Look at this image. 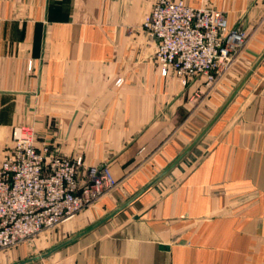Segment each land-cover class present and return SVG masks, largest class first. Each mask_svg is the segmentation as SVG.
I'll use <instances>...</instances> for the list:
<instances>
[{"label":"crops","instance_id":"0c3cea01","mask_svg":"<svg viewBox=\"0 0 264 264\" xmlns=\"http://www.w3.org/2000/svg\"><path fill=\"white\" fill-rule=\"evenodd\" d=\"M157 1L0 0V166L13 129L32 127L38 149L82 159V179L119 182L63 228L82 237L29 264H264V0H173L248 38L210 87L156 65Z\"/></svg>","mask_w":264,"mask_h":264},{"label":"built area","instance_id":"2783aa9c","mask_svg":"<svg viewBox=\"0 0 264 264\" xmlns=\"http://www.w3.org/2000/svg\"><path fill=\"white\" fill-rule=\"evenodd\" d=\"M144 28L158 43L156 65L184 86L199 78L215 86L248 43L244 31L229 27L224 12L184 1L158 0ZM82 167V159L53 154L49 145L38 149L34 128L13 129L0 166V252L93 207L119 186L107 168H90L82 179Z\"/></svg>","mask_w":264,"mask_h":264},{"label":"rangeland","instance_id":"374dc122","mask_svg":"<svg viewBox=\"0 0 264 264\" xmlns=\"http://www.w3.org/2000/svg\"><path fill=\"white\" fill-rule=\"evenodd\" d=\"M107 196L102 198L93 207L76 214L74 217L64 221L63 223L56 226L55 228H51V229H47V230L43 231L36 238L31 239V240L23 243L22 245H19L15 248H12V249L5 251V252H0V255L6 254V255H12V257H15L14 254L15 253L17 254L19 251L21 253L19 258H16V260L14 262H12L11 264H21L25 261L32 259V258L40 257V256L47 255V254L51 253L57 247L65 244L70 239H72L73 237H75L76 235H78L81 232L83 233V231L85 232V230H87V228H89V227L84 226V227H81L80 229H78L76 231L69 233V232H66L65 229H63L65 227V225L67 223L68 224L71 223L72 221L78 220L79 217L84 215L87 211L97 208L99 206V204ZM54 255H56V254H54ZM54 255L47 258L45 260V262L48 263V262L52 261V259H54V257H55Z\"/></svg>","mask_w":264,"mask_h":264},{"label":"water","instance_id":"95a60500","mask_svg":"<svg viewBox=\"0 0 264 264\" xmlns=\"http://www.w3.org/2000/svg\"><path fill=\"white\" fill-rule=\"evenodd\" d=\"M245 84V82L241 85V87L236 91V93L233 95V97L230 99L228 105L234 100V98L236 97V95L239 93L240 89L243 87V85ZM206 134V132L196 141V143H198L201 138ZM172 169V168H171ZM171 169H169L168 171H166L161 177H159L155 182H158L159 180H161ZM146 191V190H145ZM145 191H142L139 195H137L136 197H134L132 200H130L126 205H124L123 207H121L119 210H117L115 213H113L108 219L105 220L108 221L109 219L113 218L114 216H116L117 214H119L120 212H122L124 209H126L127 207H129L131 204H133L138 198H140V196H142ZM83 235H80L79 237H75L73 239H71L70 241L66 242L65 244L57 247L54 251H52L51 253L47 254V255H43V256H40V257H36V258H33L29 261H26L22 264H29V263H32V262H37V261H40L42 259H45L47 257H49L53 252L71 244L72 242L76 241L78 238L82 237Z\"/></svg>","mask_w":264,"mask_h":264}]
</instances>
